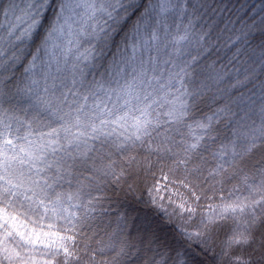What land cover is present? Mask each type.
Wrapping results in <instances>:
<instances>
[{"label": "snow or ice", "instance_id": "1", "mask_svg": "<svg viewBox=\"0 0 264 264\" xmlns=\"http://www.w3.org/2000/svg\"><path fill=\"white\" fill-rule=\"evenodd\" d=\"M0 264H264V0H0Z\"/></svg>", "mask_w": 264, "mask_h": 264}, {"label": "trees", "instance_id": "2", "mask_svg": "<svg viewBox=\"0 0 264 264\" xmlns=\"http://www.w3.org/2000/svg\"><path fill=\"white\" fill-rule=\"evenodd\" d=\"M253 3L259 4L260 0H252Z\"/></svg>", "mask_w": 264, "mask_h": 264}]
</instances>
